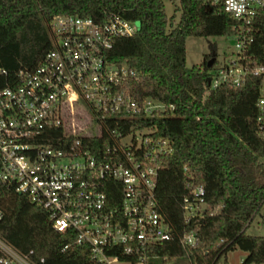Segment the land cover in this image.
I'll return each mask as SVG.
<instances>
[{
	"label": "built area",
	"instance_id": "built-area-1",
	"mask_svg": "<svg viewBox=\"0 0 264 264\" xmlns=\"http://www.w3.org/2000/svg\"><path fill=\"white\" fill-rule=\"evenodd\" d=\"M221 1L236 21L234 49L213 64L208 84L241 87L258 78L257 131L264 139V59L251 51L264 28V0ZM49 29L50 48L40 61L18 68L0 85V181L46 210L55 230L74 232L62 250L72 243L86 246L90 264H166L179 256L157 251L173 233L155 191L163 156L173 145L155 125L138 119L167 106L136 97L128 85L140 72L107 57L114 39L137 32L140 23L119 11L102 20L55 13ZM0 75H6L5 68ZM110 118L114 128H108ZM123 118L134 119L125 133L116 128ZM103 127L112 141L93 151L84 138ZM48 129H60V145L43 141ZM113 182L119 191L115 203L107 193ZM186 186L182 209L189 222L206 214L207 203L202 183L190 180ZM198 239L194 228L179 236L184 247H195ZM31 252L21 253L0 238V264H37Z\"/></svg>",
	"mask_w": 264,
	"mask_h": 264
},
{
	"label": "trees",
	"instance_id": "trees-1",
	"mask_svg": "<svg viewBox=\"0 0 264 264\" xmlns=\"http://www.w3.org/2000/svg\"><path fill=\"white\" fill-rule=\"evenodd\" d=\"M178 1L179 19L172 26L173 15L166 13L164 0H0V67L6 69L0 85L13 79L18 68L37 64L50 48L49 22L55 13L102 20L108 12L119 11L138 21L140 29L117 36L107 57L140 72V78L128 85L136 97H152L167 106L166 111L138 119L155 125L173 145L172 153L163 156L155 191L173 238L159 245L158 253L186 257L191 264H229L226 259L220 262L221 256L238 247L246 252L245 263L262 262L264 235L247 233L249 221L264 207V139L257 131L256 106L259 79L251 78L241 87H210L215 53L187 66V36L232 35L236 21L221 0ZM251 51L264 59V28ZM133 120L123 118L124 124L116 128L125 133ZM108 121V128H114L113 119ZM45 134L43 141L61 144L60 129ZM84 141L98 152L112 138L103 127ZM190 180L204 185L207 208L203 217L186 222L182 197ZM118 192L114 182L107 186L114 203ZM0 211V238L21 253L32 250L30 258L37 264H90L86 246L72 243L62 250L73 241L72 230H55L46 210L1 181ZM188 228L198 235L195 247L179 241Z\"/></svg>",
	"mask_w": 264,
	"mask_h": 264
},
{
	"label": "rangeland",
	"instance_id": "rangeland-1",
	"mask_svg": "<svg viewBox=\"0 0 264 264\" xmlns=\"http://www.w3.org/2000/svg\"><path fill=\"white\" fill-rule=\"evenodd\" d=\"M178 0H164L165 10L168 16L173 15L171 25L174 26L179 19ZM233 38L231 35H209L197 36L189 35L185 41L186 65L193 66L199 64L205 56L216 54V60L230 54L233 49ZM248 234L264 235V207L248 223ZM246 258V252L238 247L229 249L220 258V262L226 259L229 264H241V260ZM166 264H191L186 257H176L170 259Z\"/></svg>",
	"mask_w": 264,
	"mask_h": 264
},
{
	"label": "water",
	"instance_id": "water-1",
	"mask_svg": "<svg viewBox=\"0 0 264 264\" xmlns=\"http://www.w3.org/2000/svg\"><path fill=\"white\" fill-rule=\"evenodd\" d=\"M212 61H213V57H211V58L209 59V61H208V65H210V64L212 63Z\"/></svg>",
	"mask_w": 264,
	"mask_h": 264
},
{
	"label": "clouds",
	"instance_id": "clouds-1",
	"mask_svg": "<svg viewBox=\"0 0 264 264\" xmlns=\"http://www.w3.org/2000/svg\"><path fill=\"white\" fill-rule=\"evenodd\" d=\"M242 10V9H241Z\"/></svg>",
	"mask_w": 264,
	"mask_h": 264
}]
</instances>
